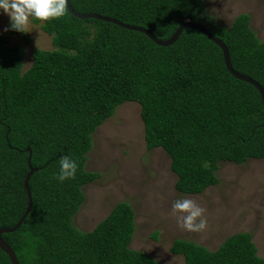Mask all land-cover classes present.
I'll return each mask as SVG.
<instances>
[{
	"label": "trees",
	"instance_id": "trees-1",
	"mask_svg": "<svg viewBox=\"0 0 264 264\" xmlns=\"http://www.w3.org/2000/svg\"><path fill=\"white\" fill-rule=\"evenodd\" d=\"M70 1L79 13L143 26L163 39L187 20L202 22L228 45L234 68L264 86V39L249 13L226 26L208 13L207 0ZM66 9L58 19H33L54 48H34L26 69L25 48L7 45L0 35V228L14 226L27 209L30 154L38 168L29 182V215L2 237L20 264H157L130 246L136 222L126 201L90 231L73 223L86 200L84 186L101 175L86 169L93 133L119 105L139 102L147 148L169 154L178 191L199 194L220 182V162L264 158L262 96L230 72L223 50L197 28L164 46L144 32ZM69 152L79 171L58 183V158ZM171 251L184 255L186 264H264L250 232L228 236L215 250L177 238ZM0 264H12L1 247Z\"/></svg>",
	"mask_w": 264,
	"mask_h": 264
},
{
	"label": "rangeland",
	"instance_id": "rangeland-1",
	"mask_svg": "<svg viewBox=\"0 0 264 264\" xmlns=\"http://www.w3.org/2000/svg\"><path fill=\"white\" fill-rule=\"evenodd\" d=\"M206 2L208 13L222 25L229 26L237 15L249 13L252 28L264 39V0ZM10 24V17L0 9V35L6 36L7 45L25 48V69L32 64L34 48H54L52 37L33 19L26 25V33H13ZM87 156L86 169L101 175L84 186L86 200L73 218L79 229L92 230L116 203L126 201L135 211L136 222L130 246L147 252L157 264H186L184 255L171 251L177 238L215 250L237 232H250L264 257V158L242 164L222 161L218 184L203 193L183 194L176 189L178 176L166 150L147 148L141 105L136 101L119 105L98 127ZM180 197L193 199L205 209V230L190 232L178 225L179 214L172 212L171 205Z\"/></svg>",
	"mask_w": 264,
	"mask_h": 264
},
{
	"label": "clouds",
	"instance_id": "clouds-1",
	"mask_svg": "<svg viewBox=\"0 0 264 264\" xmlns=\"http://www.w3.org/2000/svg\"><path fill=\"white\" fill-rule=\"evenodd\" d=\"M0 9L10 17V27L24 31L31 19L49 21L66 15V0H0ZM239 164V163H238ZM58 171L53 178L58 183L76 178L80 165L78 158L69 153H61ZM171 210L178 213L177 223L190 232H201L207 228L205 209L193 199L180 197L172 202Z\"/></svg>",
	"mask_w": 264,
	"mask_h": 264
},
{
	"label": "water",
	"instance_id": "water-1",
	"mask_svg": "<svg viewBox=\"0 0 264 264\" xmlns=\"http://www.w3.org/2000/svg\"><path fill=\"white\" fill-rule=\"evenodd\" d=\"M66 4L67 7L69 9V11L74 14L75 16L82 18V19H88V18H98V19H102V20H106L109 22H113L116 23L120 26H123L125 28L128 29H133V30H137V31H141L144 32L147 36H149L153 41H155L157 44L159 45H171L174 42H176L178 40V38L180 37L181 33L189 27H193V28H197L199 30H201L204 34H206V36L208 38H210L212 41H214L217 45L220 46V48L223 50V54H224V59H225V63L227 68L230 70V72L236 76L237 78L249 82L251 84H253L254 86H256L258 88V90L260 91V94L262 96V100H263V105H264V86L255 78L245 75L241 72H239L238 70H236L233 66V63L231 61V55H230V50L228 45L224 42L223 39H221L220 37H218L217 35H215L214 33L211 32V30L202 22L199 21H191V20H187L183 23H181L178 28L176 29V31L167 39H163V38H159L156 34H154L150 29L145 28L143 26H139V25H134V24H129V23H125L123 21H120L117 18H113L110 16H105L102 14H98V13H79L77 12L74 7L71 4L70 0H66ZM28 150L31 152L30 147H28ZM31 155L29 157V167H30V171L27 174L25 181H24V185L25 188L27 190L28 193V197H29V201H28V206L27 209L25 211V213L23 214V216L20 218V220L12 227H2L0 228V247L2 248L3 251H5L10 259L12 264H20V261L18 259V256L15 252V250L8 244V242L2 237L3 233H8V232H14L16 231L24 222V220L27 218V216L29 215L32 206H33V197L31 194V188H30V179L32 177V175L38 171L37 167H33L31 164Z\"/></svg>",
	"mask_w": 264,
	"mask_h": 264
}]
</instances>
